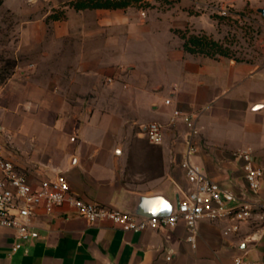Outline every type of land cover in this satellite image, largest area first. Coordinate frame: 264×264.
I'll return each mask as SVG.
<instances>
[{
    "label": "crops",
    "instance_id": "0c3cea01",
    "mask_svg": "<svg viewBox=\"0 0 264 264\" xmlns=\"http://www.w3.org/2000/svg\"><path fill=\"white\" fill-rule=\"evenodd\" d=\"M59 1L65 18L48 28L46 18L54 13L48 11L31 22L26 28L30 45L40 42V32L42 39L49 32L48 48L58 49V61L66 49L80 50L73 62L77 72H70L73 81L93 76V37L108 33L109 49L117 47L113 34H120L121 54L107 65H127L132 83L121 94L94 92L87 100L84 92L57 90L34 75L9 80L0 101V141L4 156L30 182L51 174L41 167L48 166L62 171L75 196L129 213L139 196L176 200L188 190L179 168L185 128L181 122L168 126L172 111L179 110L196 115L200 130L192 161L214 182L248 196L237 154L250 149L262 172L258 196L264 200V62L184 51L178 33L196 26L183 10L151 8L142 18L132 1L122 8L83 10L70 5L77 0ZM63 61L66 73L68 60ZM144 106L146 121L136 113ZM149 122L165 125L161 145L134 132L133 123ZM32 226L38 237L17 251L12 250L14 232L0 227V264H234L237 257L264 264V236L246 243V225L224 236L227 223L222 220L197 224L195 248L186 240L183 223L135 233L104 221L90 224L67 205L50 212L37 208Z\"/></svg>",
    "mask_w": 264,
    "mask_h": 264
},
{
    "label": "built area",
    "instance_id": "2783aa9c",
    "mask_svg": "<svg viewBox=\"0 0 264 264\" xmlns=\"http://www.w3.org/2000/svg\"><path fill=\"white\" fill-rule=\"evenodd\" d=\"M222 15H225V12ZM164 103L170 105L171 101L166 99ZM178 122L185 128V148L179 168L183 172L188 190L179 192L178 204L166 217H139L84 201L71 193L62 171L48 166L41 167L43 172L51 174L40 175L41 178L32 183L24 171L4 156L0 141V227L14 232L15 242L12 244V250L22 249L24 243L38 237L32 226L37 208L50 212L54 207L63 205H67L74 214L90 224L104 221L123 231L135 233L147 229H171L183 223L188 232L186 240L193 248L196 246L197 224L203 220L225 221L227 226L223 230L224 236L239 233L241 227L246 225L249 227V233L245 242L260 241L264 236V200L258 196L262 172L254 165L251 150L246 149L237 154L242 161L244 180L249 193L248 196L239 197L211 180L204 169L192 161L197 151L195 140L200 134L196 115L173 110L168 126H175ZM164 128L165 125L159 122H149L140 126V133L150 144L161 145ZM234 264L251 263L237 257Z\"/></svg>",
    "mask_w": 264,
    "mask_h": 264
},
{
    "label": "rangeland",
    "instance_id": "374dc122",
    "mask_svg": "<svg viewBox=\"0 0 264 264\" xmlns=\"http://www.w3.org/2000/svg\"><path fill=\"white\" fill-rule=\"evenodd\" d=\"M0 0V101L9 80L15 75H27L43 85H53L57 90H67L69 94L84 92L86 99L94 92L110 91L114 95L121 94L131 86V75L127 65L115 63L107 65L112 57L121 54L120 34L115 36L117 47L105 48V42L110 38L108 33H98L93 37V76L89 79L75 78L70 81V72H77L74 57L80 50L66 49L62 61H58V49L48 48L51 34L42 39L39 33L36 45H30L26 28L31 22L41 20L43 15L52 11L46 18L49 28L52 21H61L65 18L62 2L59 0ZM131 6L143 18L148 9L165 11L169 9L183 10L194 17L196 27L178 33L183 40L191 37L201 38L209 44H216L210 52L219 56V53L237 61L264 62V17L255 9L264 10V0H131ZM35 5V6H34ZM225 12V15L222 13ZM142 13L144 15H142ZM192 25V26H193ZM203 27V29H198ZM191 31V32H190ZM89 54V50H86ZM85 52V53H86ZM201 55V54H200ZM50 61H44L43 58ZM64 57V58H63ZM67 59L65 73L63 60ZM24 76L16 78H24ZM83 93V94H84ZM93 99V97H91ZM95 98V97H94ZM105 101V97L97 100ZM137 116L142 121L148 118L149 110L146 106L139 107ZM126 115V114H124ZM129 117H133L129 113ZM132 123V121L130 122ZM135 133L140 132V124L133 123Z\"/></svg>",
    "mask_w": 264,
    "mask_h": 264
},
{
    "label": "trees",
    "instance_id": "16d2710c",
    "mask_svg": "<svg viewBox=\"0 0 264 264\" xmlns=\"http://www.w3.org/2000/svg\"><path fill=\"white\" fill-rule=\"evenodd\" d=\"M131 3V0H77L71 2L70 5L76 10L83 9H95V8H122ZM216 44H208L206 40L201 38L191 37L188 40H184L183 50L191 54H201L209 57H215V54L210 52L212 47ZM219 56L227 57L223 53H219ZM5 76L0 81H3Z\"/></svg>",
    "mask_w": 264,
    "mask_h": 264
},
{
    "label": "water",
    "instance_id": "95a60500",
    "mask_svg": "<svg viewBox=\"0 0 264 264\" xmlns=\"http://www.w3.org/2000/svg\"><path fill=\"white\" fill-rule=\"evenodd\" d=\"M264 17V10H257ZM178 204V197L176 200L170 201L165 196H139L136 198L135 206L130 212L139 217H166L169 216L176 205Z\"/></svg>",
    "mask_w": 264,
    "mask_h": 264
}]
</instances>
